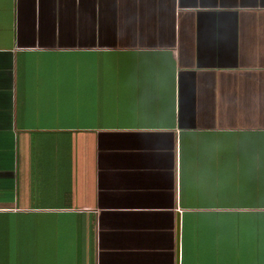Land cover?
I'll use <instances>...</instances> for the list:
<instances>
[{
	"label": "crops",
	"instance_id": "obj_1",
	"mask_svg": "<svg viewBox=\"0 0 264 264\" xmlns=\"http://www.w3.org/2000/svg\"><path fill=\"white\" fill-rule=\"evenodd\" d=\"M0 264H264V0H0Z\"/></svg>",
	"mask_w": 264,
	"mask_h": 264
},
{
	"label": "rangeland",
	"instance_id": "obj_2",
	"mask_svg": "<svg viewBox=\"0 0 264 264\" xmlns=\"http://www.w3.org/2000/svg\"><path fill=\"white\" fill-rule=\"evenodd\" d=\"M86 23H87V24H86V27H88V26H91V27H92V26H93L92 21H86Z\"/></svg>",
	"mask_w": 264,
	"mask_h": 264
}]
</instances>
